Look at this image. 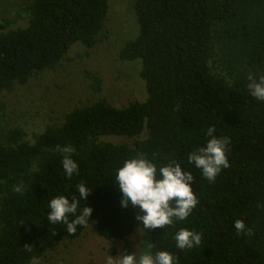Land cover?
Instances as JSON below:
<instances>
[{
	"label": "trees",
	"instance_id": "obj_1",
	"mask_svg": "<svg viewBox=\"0 0 264 264\" xmlns=\"http://www.w3.org/2000/svg\"><path fill=\"white\" fill-rule=\"evenodd\" d=\"M24 8L25 25L9 27L6 20L0 29V93L54 69L76 42L92 48L109 3L28 0ZM134 8L138 32L118 57L140 59L145 100L117 107L99 98L31 139L21 127L1 130L0 264H28L82 234L85 227L69 235L64 224L47 220L49 200L76 194L80 182L94 189L85 203L93 209L88 225L95 234L127 242L136 208H121L114 173L137 153L158 165L180 161L197 181L199 204L188 219L149 229L153 251L173 252L178 264H264V102L247 88L250 73L264 74V0H135ZM93 79L98 90L99 77ZM208 127L231 138L230 167L213 183L187 163ZM104 135L129 141L113 143ZM64 145L72 146L79 164L71 179L57 151ZM236 220L245 222L248 234L235 231ZM185 227L202 233L199 246L175 247L173 236Z\"/></svg>",
	"mask_w": 264,
	"mask_h": 264
},
{
	"label": "rangeland",
	"instance_id": "obj_2",
	"mask_svg": "<svg viewBox=\"0 0 264 264\" xmlns=\"http://www.w3.org/2000/svg\"><path fill=\"white\" fill-rule=\"evenodd\" d=\"M27 1L0 0V29L6 20L11 22L9 27L26 24ZM108 3L103 28L92 48L76 42L54 69H45L26 84L0 93V134L1 130L21 127L31 139L46 125L60 123L73 108L99 98L117 107L146 99L140 59L130 61L118 57L121 47L138 32L135 0H108ZM93 74L100 80L98 90L93 87ZM147 132L145 128L140 137ZM103 138L113 143L129 141L116 135ZM135 208L136 216L142 214ZM141 227V222L136 220L127 242H112L97 236L88 225L79 237L54 244L28 264H108L109 256L116 264L120 255L129 250L139 256L144 250V240L151 242L150 230L145 234Z\"/></svg>",
	"mask_w": 264,
	"mask_h": 264
},
{
	"label": "clouds",
	"instance_id": "obj_3",
	"mask_svg": "<svg viewBox=\"0 0 264 264\" xmlns=\"http://www.w3.org/2000/svg\"><path fill=\"white\" fill-rule=\"evenodd\" d=\"M247 85L249 94L257 101L264 102V74L258 77L249 74ZM215 127L206 130L205 143L187 154V163L194 164L209 183L215 182L222 170L230 167L228 152L231 138L215 134ZM63 154L61 161L65 176L71 179L79 174V164L73 159L74 149L70 145L57 146ZM180 161L173 160L158 165L156 159L143 153L126 159L114 173V184L121 193L120 206L123 210L138 207L136 219L141 222L144 233L148 229H160L186 221L198 206L199 199L193 184L197 182L191 171L184 170ZM76 194L58 195L48 202L47 220L50 224H64L69 235L75 234L80 227L92 221L93 209L86 201L93 193L87 183L75 186ZM19 191V189H17ZM84 202L82 205L81 202ZM238 234H248L243 220L233 225ZM175 247L180 250L192 249L201 244L202 233L195 229L181 228L175 232ZM154 243L144 240V250L120 255L116 264H178V257L168 250L153 251ZM108 264H114L108 257Z\"/></svg>",
	"mask_w": 264,
	"mask_h": 264
}]
</instances>
